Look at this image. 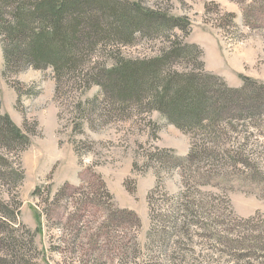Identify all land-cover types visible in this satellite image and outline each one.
I'll use <instances>...</instances> for the list:
<instances>
[{
    "label": "rangeland",
    "instance_id": "obj_1",
    "mask_svg": "<svg viewBox=\"0 0 264 264\" xmlns=\"http://www.w3.org/2000/svg\"><path fill=\"white\" fill-rule=\"evenodd\" d=\"M110 1L190 32L163 20L99 37L60 83L53 66L8 70L0 35V112L30 139L0 142V264H264V110L183 129L106 87L117 58L189 43L263 94L264 0ZM195 56L166 66L199 72Z\"/></svg>",
    "mask_w": 264,
    "mask_h": 264
},
{
    "label": "trees",
    "instance_id": "obj_2",
    "mask_svg": "<svg viewBox=\"0 0 264 264\" xmlns=\"http://www.w3.org/2000/svg\"><path fill=\"white\" fill-rule=\"evenodd\" d=\"M110 2L0 0V35L7 69L53 66L60 83L66 74L76 70L85 50L92 49L99 37L129 39L135 31L142 30L143 25L159 24L163 20L160 25H181L190 32V24L185 19L162 16L152 10L145 12L143 8L130 11ZM181 44L152 58H117L106 69V87L119 98H145L152 109L159 110L183 129L215 128L220 120L246 119L264 110V93L249 92L255 89L253 80L246 78L241 88L229 86L220 75L206 70L203 50L198 45ZM191 49L196 51L199 72L168 69L166 65L174 56ZM214 81H220L221 88H215ZM29 140L10 116L0 112L2 144L10 148L21 141L27 144Z\"/></svg>",
    "mask_w": 264,
    "mask_h": 264
},
{
    "label": "crops",
    "instance_id": "obj_3",
    "mask_svg": "<svg viewBox=\"0 0 264 264\" xmlns=\"http://www.w3.org/2000/svg\"><path fill=\"white\" fill-rule=\"evenodd\" d=\"M206 63H207V69H209V71L214 72V73H218V75H222V73H220V71H218L217 69H212V65H211V63L209 64L208 59H207ZM210 66H211V68H210Z\"/></svg>",
    "mask_w": 264,
    "mask_h": 264
}]
</instances>
